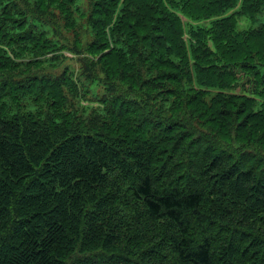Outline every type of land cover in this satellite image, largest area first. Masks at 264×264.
Listing matches in <instances>:
<instances>
[{
	"label": "trees",
	"instance_id": "1",
	"mask_svg": "<svg viewBox=\"0 0 264 264\" xmlns=\"http://www.w3.org/2000/svg\"><path fill=\"white\" fill-rule=\"evenodd\" d=\"M58 1L0 0V264H264V0H88L74 48L141 64L90 115L68 70L24 71L68 40L51 7L77 25Z\"/></svg>",
	"mask_w": 264,
	"mask_h": 264
},
{
	"label": "rangeland",
	"instance_id": "2",
	"mask_svg": "<svg viewBox=\"0 0 264 264\" xmlns=\"http://www.w3.org/2000/svg\"><path fill=\"white\" fill-rule=\"evenodd\" d=\"M30 1L33 5L36 4L37 0H27ZM163 2L166 0H162ZM62 2V0L58 1V3L60 4ZM39 5V4H38ZM74 6V5H73ZM72 6V7H73ZM237 4L234 6L236 7ZM43 9H47L48 5L46 6H42ZM167 10L175 13L176 15H181V12H177L180 11L174 7H172L171 5H167ZM54 10H56V14H59V17H55L53 16L51 13L48 14L49 18H55L58 19L59 22L62 25V33L64 36H66L68 38V40H58L59 43H62L63 46H61V48H63L61 52H51L48 53L46 56L39 58L41 59L40 61L45 62V65H40L38 64V66L35 67H24V71L25 72H34V71H41V73H46L49 75H65L66 71H69V75L72 76L73 80L75 82H77L79 84V88H80V92L81 95L78 93V99H74L71 100L72 105L74 107V110L77 114H92L95 113L99 108L102 109L104 106H102V102L103 101V93L105 90H107V86L108 84H106L105 82V77L111 79V77L113 79H116L119 83L123 84L124 86H128L131 84L137 85L138 84V79H136V71L138 70V67H140V61L139 57L133 55L132 57L129 58V66L133 67L134 69H137L134 74L129 77L128 79H123L120 78L118 76H116L115 74L112 73L111 68L107 67L105 63L108 62V60L104 59V56L102 55V53H98L97 51L93 50L90 51L87 48L89 46H87L86 50H84V53L90 52L92 54V61L86 62L84 60V54L83 53H79L81 52L79 49H81V47H83L84 43L86 42V39H88V36L90 34V29L88 28V26L86 27V25L84 24L88 17H90V13H91V8H90V4L88 0H78L77 5L74 7V11L76 12V16H75V21L77 23V25H71L70 23L66 24V21H62L65 17H66V12L67 9H65V7L63 6V9L60 7L59 9H55L54 7H51ZM79 10V11H78ZM78 11V12H77ZM0 14H1V10H0ZM179 18H181L180 16H178ZM183 21L190 23V21L188 22V20L186 18H181ZM212 22L211 19H204L202 21L199 22V26L201 27H207L209 26V23ZM264 23V13L262 15H260L257 19L256 22L251 21L250 19H242L239 23V29L240 30H247L249 28H253V27H258L261 24ZM188 26V25H187ZM198 26H195V28H197ZM189 28V26H188ZM49 35L50 38H52V35H54L52 33V29L49 30ZM191 37V43L192 44H198V39L193 35L190 36ZM189 37L185 36V41L187 42V39ZM67 44L73 45L71 48H67ZM69 46V45H68ZM77 47V48H74ZM71 52V51H73ZM70 50V51H69ZM161 52V51H160ZM200 53V52H199ZM102 55V56H101ZM187 55L188 57L191 59L190 64L192 63V67H195V60L193 59L192 56H189L188 54V50H187ZM58 56H64V58H61L59 60H56ZM17 61L19 62H24V61H29L26 59H17ZM210 61V62H208ZM208 61H206V63H211V60L208 59ZM144 63V70L147 72H150V68L148 67L147 61H143ZM68 66V67H67ZM162 65H154V67H151L152 71L154 74H158L157 69H160L159 67ZM109 72V73H108ZM151 73V74H153ZM110 74V76H109ZM95 80L97 82H95ZM94 85V86H93ZM245 88H248L247 86H249V84L247 82H245L244 84ZM109 86V85H108ZM242 87V86H239ZM238 87V91H240L241 89H239ZM243 88V87H242ZM87 89H91L90 91V96L86 97L85 91ZM150 89V88H149ZM152 92V91H151ZM150 92V93H151ZM102 99H101V98ZM155 99H157L156 96H153ZM98 98V100H97ZM101 99V100H100ZM98 101V102H97ZM101 103H100V102ZM160 101V100H158ZM31 109L35 112H37V108L34 106H31ZM94 110V111H93ZM46 112V111H45Z\"/></svg>",
	"mask_w": 264,
	"mask_h": 264
}]
</instances>
